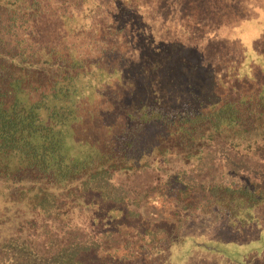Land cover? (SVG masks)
Listing matches in <instances>:
<instances>
[{
    "label": "trees",
    "instance_id": "1",
    "mask_svg": "<svg viewBox=\"0 0 264 264\" xmlns=\"http://www.w3.org/2000/svg\"><path fill=\"white\" fill-rule=\"evenodd\" d=\"M219 141L264 163V0H0V187L99 232L13 237L0 264H169L195 231L249 223L264 167L213 163ZM150 153L184 168L114 182Z\"/></svg>",
    "mask_w": 264,
    "mask_h": 264
},
{
    "label": "rangeland",
    "instance_id": "2",
    "mask_svg": "<svg viewBox=\"0 0 264 264\" xmlns=\"http://www.w3.org/2000/svg\"><path fill=\"white\" fill-rule=\"evenodd\" d=\"M254 50L258 52V45H255ZM209 152L216 155L213 163L223 162L229 157L236 162L244 161L256 170L264 167L263 160L257 158L252 151L243 148L239 152L234 151L223 141L213 144L205 151ZM155 154H145L138 159L134 163L136 166L133 172L115 174L114 182L127 190L145 189L167 179L166 173L184 168L180 158H164ZM147 162L152 163L153 167L136 172L138 166ZM38 194V191H31L12 195L0 187V245L13 237L42 244L51 236L62 240L73 232L83 240H87L89 235L96 237L99 234L84 222L75 231L61 224L48 223L34 211ZM252 218V221L255 219L253 222L224 233L195 231L188 236L185 246L175 249V259L169 264H264V213H255Z\"/></svg>",
    "mask_w": 264,
    "mask_h": 264
}]
</instances>
